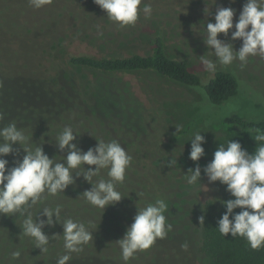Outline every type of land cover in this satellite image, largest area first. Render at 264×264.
I'll return each mask as SVG.
<instances>
[{
    "label": "trees",
    "instance_id": "trees-1",
    "mask_svg": "<svg viewBox=\"0 0 264 264\" xmlns=\"http://www.w3.org/2000/svg\"><path fill=\"white\" fill-rule=\"evenodd\" d=\"M216 1L218 4L215 6L218 7L227 3L228 6L242 8L246 3V0ZM155 2L158 6L154 5ZM213 3L214 0H190L185 4H181V0H175V3L143 0L139 7L150 4L154 17L150 18L152 20L160 19L156 17L167 20L175 17L180 21L179 17L184 10L191 14L194 7ZM51 6L59 7L51 11ZM43 7L45 9H41ZM43 7L36 9L30 5L29 0H0V127L15 123L17 128L29 137L32 148L41 145L43 151L50 158L55 156L57 162L63 161L64 158H61V152L54 142L56 136H47V127H53L52 132L57 133V128L62 130L64 127L60 120L67 121L66 126L73 127L78 134L73 143L83 151L95 147L97 140H115L126 150L132 160L126 170L125 180L128 181L124 180L122 184L117 185V190L123 196L118 203L106 206L104 211L90 205L82 193L92 185L81 175L76 177L75 184L69 185L64 193L56 196L46 194L44 199L29 209L33 217L38 214L39 219H47L43 216L42 208H70L71 212L67 217L72 218L77 214L72 219L84 223L89 231L93 232V239L83 246H92L93 249L87 254L85 251L71 253V259L66 264H93L90 257L96 254L95 250L99 252L100 257L94 260V264H125L117 240L124 236L138 208L154 203L156 199L167 203L172 191V181L163 169L152 162L156 152L151 144H146V137L132 134V130L125 128L116 119L105 120L90 112L79 85L77 86L74 78H71V71L78 68L139 75L143 81V90L150 92V109L145 114L144 128L148 133L147 137L151 139L152 136L163 134L160 127L164 120L161 103L164 95L170 97L172 83L201 87L212 105H222L239 97L240 80L232 71L220 69L204 83L200 74L192 71L187 62L169 47L164 29L160 28L150 33L152 45L148 53L130 51L122 56H60L58 50L62 43L59 32L63 25L72 20L87 28L84 30L95 31L98 23L104 17L107 18V13L94 0H52L51 4ZM30 12H33V15H30ZM194 13L189 30L183 29V32L178 33L179 49L186 45L184 41L190 37L202 40L196 32H192L195 24L200 26L204 22H215V15L207 17L201 16L199 12ZM30 16H35V19H30ZM108 23L114 38H127L124 30L128 26L121 28L110 19ZM67 72L70 75H67ZM163 92L165 94H162ZM65 98L73 103L72 109L62 111L63 104H66V101H63ZM256 108V113L254 110H244V113L232 112L224 117V122L231 127H240L252 132L264 131V110L257 105ZM48 112L52 115L47 120ZM161 144L168 149L172 147L173 142L166 141ZM13 148L16 151L4 157L9 161V167L14 166L15 162L25 155L18 143L14 144ZM88 167L95 168L94 165H85V168ZM73 175L75 176V173ZM101 176L107 179L106 169L101 171ZM97 179L99 177H94V180ZM220 188V195L207 199L198 211L199 220L200 217L204 218L201 223V251L205 253L210 264H264V247L253 250L243 237L233 238L231 234L225 237L220 234L217 221L226 211L221 201L234 198L226 191L225 185L220 184ZM240 210L237 208L234 213ZM61 215L66 218L64 213ZM24 218L25 216L19 213L11 216L0 214V264H57L58 258L66 254L63 230L55 223L45 225L43 231L50 240L48 251L41 252L34 246L31 238L23 235L20 225ZM55 234L60 235L54 236ZM155 242L149 249L138 251L127 264H160V259L164 261L162 264H176L175 261L177 264H190L182 247L169 243L157 245L164 247V251H171L157 254ZM16 251L20 255L13 259L12 253ZM110 255H114L117 262H106Z\"/></svg>",
    "mask_w": 264,
    "mask_h": 264
},
{
    "label": "clouds",
    "instance_id": "clouds-1",
    "mask_svg": "<svg viewBox=\"0 0 264 264\" xmlns=\"http://www.w3.org/2000/svg\"><path fill=\"white\" fill-rule=\"evenodd\" d=\"M107 13L108 19L116 22L121 28L135 25L142 13L145 19L151 18L153 9L150 4L139 7L143 0H94ZM32 7L39 9L52 0H29ZM216 0H214L215 5ZM208 15L207 6L204 9ZM235 10L231 7H218L215 12V22H207L204 26L203 40L216 61L200 55L205 70L215 73L217 62L221 66H229L234 61H240L243 68L249 57L264 58V0H246L238 20L234 24ZM235 29L232 31V29ZM231 31V40H242V46L236 50L232 43L218 38L225 37ZM177 133L180 128L176 126ZM252 134V133H251ZM78 134L73 127L64 126L55 138V144L60 152H67L63 161L57 162L50 158L41 145L32 148L29 137L15 123L0 127V214L24 215L20 225L24 236L31 238L34 246L41 252L48 251L50 237L43 231L45 225L61 223L63 227L64 249L66 254L60 256L57 264H66L71 259V253H79L83 246L93 239V232L84 223L72 218L61 220V209L42 208L43 216L33 217L29 209L37 205L44 194L56 196L64 193L69 185L75 184L76 177L83 176L92 187L82 194L92 206L102 209L114 205L122 199L117 185L125 180L126 170L132 157L115 140L105 142L97 140L95 147L87 151L78 148L73 141ZM257 147L253 153L244 149L239 141L228 140L220 143L213 153V159L203 168L209 183L219 181L226 186L233 199L221 201L226 211L217 221V228L222 236L231 234L233 238L243 237L253 250L264 247V131L256 130L253 135ZM191 150L189 158L199 161L205 155L203 143L205 137L196 132L189 139ZM19 144L25 153L21 160L9 167V161L4 158L16 150L14 144ZM177 161H169V166ZM85 165L95 166V168ZM107 170V179L101 176L102 170ZM191 175L187 183L195 185L201 181V167L189 169ZM75 173V176L73 175ZM94 177L99 179L94 180ZM168 205L162 199L138 208L131 225L124 236L117 240L121 249V257L125 264L134 258L138 251L149 249L157 238L167 234L166 217ZM240 208L239 212L234 210ZM55 217V221L53 220ZM204 218L200 217V223ZM60 234H55L57 236ZM20 253H12L17 259Z\"/></svg>",
    "mask_w": 264,
    "mask_h": 264
},
{
    "label": "rangeland",
    "instance_id": "rangeland-1",
    "mask_svg": "<svg viewBox=\"0 0 264 264\" xmlns=\"http://www.w3.org/2000/svg\"><path fill=\"white\" fill-rule=\"evenodd\" d=\"M171 1L175 0H162ZM190 2V0H181V4ZM227 2V1H226ZM214 4V3H213ZM213 4H200L191 10L188 14L184 10L180 15V21L173 17L167 20L163 17H156L159 20L145 19L143 14L135 25L128 26L124 32L127 34L125 39H116L112 35V28L109 26L108 17L98 23V28L93 30H84V28L70 20L69 24L62 26L59 32L61 38V47L58 50L60 56L69 55H105V56H122L130 51L140 53H148L150 51L151 35L150 33L157 31L159 28L164 29V36L169 47L177 52L179 58L184 59L192 71L200 74L203 82H207L213 76L205 70L201 62L200 55L216 61V57L211 54V50L204 43V26L196 25L192 28V32L202 38L199 40L196 37H190L184 47L179 49L178 33L183 32V29L189 30L191 18L194 17V12L202 16L213 17L218 6L217 1ZM236 4V3H234ZM154 5L158 6L155 2ZM223 7H231L235 10L234 24L238 20L242 8L228 6L227 3H222ZM61 6V4H59ZM59 6H51V11ZM207 6L208 15L204 9ZM47 7V5H46ZM45 9V7L41 8ZM183 10V9H181ZM198 10V11H197ZM213 12V13H212ZM33 12H30V15ZM177 16V15H176ZM178 17V16H177ZM151 18H154L151 15ZM34 20L35 16H30ZM108 20V21H107ZM167 20V22H165ZM119 28V27H118ZM235 29L233 28L232 31ZM115 32V31H114ZM196 36V35H195ZM231 31L225 37L219 34L218 38L233 44L236 50L242 46V40H231ZM240 61L236 60L229 66H221L217 62V70L227 69L235 73L240 80V95L229 102L222 105H212L203 88L188 87L173 84L170 89V97L162 95V109L164 110V120L160 127L163 129V134L148 138L144 126L145 114L150 109L149 93L143 90L141 78L133 73H114V72H97L90 69H73L71 78H74L77 86L86 98V107H89L90 112L95 117L109 120V118L120 121L125 128L132 130V134L146 137V144L153 147L156 152L153 158V163L159 166L167 173L172 181V191L167 200L168 208L164 215L166 217L167 234L162 238H157L155 246L157 254L160 252H171L164 247L165 243L175 244L185 250L190 264H210L207 256L201 251V223L198 218L200 205L209 198H217L220 195L219 181L209 183L208 177L204 174L203 168L213 159V153L217 150L220 143L228 140L239 141L244 149L250 154L257 147L253 135L255 132L244 130L240 127H231L224 122V117L232 112L244 113L246 110L253 112L257 107L264 110V58L260 56L249 57L247 64L242 68ZM216 70V71H217ZM66 74V72H64ZM67 75H70L67 72ZM34 81V78H32ZM78 82V83H77ZM76 86V88H77ZM162 94H165L163 92ZM66 104H63V109H72V102L64 99ZM246 103V104H245ZM245 110V111H244ZM52 114L47 113V120ZM63 115V114H62ZM64 126L65 122L61 121ZM176 126L180 128L177 133ZM53 127H47V136H57L62 130L58 129L57 133L52 132ZM201 132L205 137L203 148L205 155L199 161H192L189 158L191 150V141L189 140L194 133ZM252 133V134H251ZM171 141L172 147L166 149L161 142ZM85 147V145H84ZM67 152H61V158L66 156ZM177 161L169 166V161ZM197 164L201 167V181L195 185L187 183V178L191 175L190 168L194 169ZM128 180H125L127 182ZM47 193L44 194V196ZM47 200V197L45 198ZM61 214L64 213L66 218L70 212V208H62ZM75 214L73 217H75ZM81 216V214H80ZM72 217V218H73ZM61 215V220L66 219ZM55 220V217L53 218ZM56 226L63 230L61 223H55ZM168 245V244H167ZM182 245V246H181ZM91 247H83L86 254L91 251ZM96 254L91 255L92 263L100 257V254L95 250ZM64 252V251H63ZM106 262H117L114 255ZM159 263H164L163 259ZM177 264V262L175 261Z\"/></svg>",
    "mask_w": 264,
    "mask_h": 264
}]
</instances>
